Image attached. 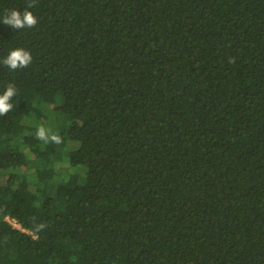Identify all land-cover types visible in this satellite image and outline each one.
Instances as JSON below:
<instances>
[{"label":"trees","instance_id":"trees-1","mask_svg":"<svg viewBox=\"0 0 264 264\" xmlns=\"http://www.w3.org/2000/svg\"><path fill=\"white\" fill-rule=\"evenodd\" d=\"M36 4L0 20V264H264V0Z\"/></svg>","mask_w":264,"mask_h":264},{"label":"clouds","instance_id":"clouds-1","mask_svg":"<svg viewBox=\"0 0 264 264\" xmlns=\"http://www.w3.org/2000/svg\"><path fill=\"white\" fill-rule=\"evenodd\" d=\"M36 0H28L27 6L23 12L19 9L5 10L2 18V22L11 26L14 30H22L25 28H34L38 23V18L34 15L30 9L36 7ZM33 57L29 50L24 48H15L9 52V54L3 58L2 62L4 66L10 68L13 72L17 69L27 68L32 63ZM230 62H235V58H229ZM17 95V89L15 84L10 83L6 89L0 94V116L7 115L13 108L11 101ZM50 130H47L44 126H39L36 130L35 136L37 139L44 141L45 143L52 142L55 144L62 143V138L56 133L49 134ZM46 225L41 223L37 225V231L45 228Z\"/></svg>","mask_w":264,"mask_h":264},{"label":"rangeland","instance_id":"rangeland-1","mask_svg":"<svg viewBox=\"0 0 264 264\" xmlns=\"http://www.w3.org/2000/svg\"><path fill=\"white\" fill-rule=\"evenodd\" d=\"M48 112H50V109H48ZM52 117H53V118L50 119V117H49L48 119H50L51 121H52V120H56V119H55L56 117H54V116H52ZM61 122H62V124H60L58 128H59V129H63V128L66 129V128H67V126L65 125L66 123L63 122V121H61ZM53 124H55V122H50V127H51V126L53 127Z\"/></svg>","mask_w":264,"mask_h":264},{"label":"built area","instance_id":"built-area-1","mask_svg":"<svg viewBox=\"0 0 264 264\" xmlns=\"http://www.w3.org/2000/svg\"><path fill=\"white\" fill-rule=\"evenodd\" d=\"M7 221L13 226V227H15L16 229H19V230H22V231H24L22 228H21V226H20V224L16 221V220H13V219H7Z\"/></svg>","mask_w":264,"mask_h":264}]
</instances>
